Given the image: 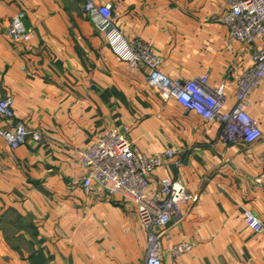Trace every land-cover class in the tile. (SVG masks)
Here are the masks:
<instances>
[{
  "label": "crops",
  "instance_id": "1",
  "mask_svg": "<svg viewBox=\"0 0 264 264\" xmlns=\"http://www.w3.org/2000/svg\"><path fill=\"white\" fill-rule=\"evenodd\" d=\"M112 6L128 39L153 46L171 78L206 77L235 105L237 78L252 68L254 46L234 40L222 23L224 0H94ZM20 14L35 37L7 38ZM260 42L256 43L258 46ZM255 46V47H256ZM234 71V73L231 72ZM149 70L120 61L73 0H0V100L12 97L17 123L40 132L13 151L0 139V264H145L148 234L121 195L83 187L78 151L109 131L127 135L148 156L166 151L160 181H180L192 195L163 240V264H264V135L227 143L222 124L207 122L149 87ZM247 112L264 134V82ZM186 241L189 254L170 248Z\"/></svg>",
  "mask_w": 264,
  "mask_h": 264
},
{
  "label": "built area",
  "instance_id": "2",
  "mask_svg": "<svg viewBox=\"0 0 264 264\" xmlns=\"http://www.w3.org/2000/svg\"><path fill=\"white\" fill-rule=\"evenodd\" d=\"M80 3L93 28L102 34L115 56L132 70L142 66L149 70L147 83L158 96L174 99L186 111L207 122L222 124L224 139L253 144L263 137L259 122L248 114L252 92L264 82V0H224L228 10L222 23L230 36L244 45L254 46L252 68L237 78L234 93L235 105L225 109L226 94L222 86L211 88L206 77L184 80L173 79L162 69L163 58L154 52L149 43L128 39L117 26L112 6L94 0H73ZM7 38L16 44H29L35 37L33 29H26L20 14L15 15L8 27ZM260 42L258 46L256 43ZM256 46V47H255ZM234 73L233 70H231ZM0 118L11 124L16 118L12 97L0 100ZM0 139L11 150L25 146L29 140L41 142L40 132L17 123L0 128ZM175 152L148 156L139 152L126 134L109 131L90 148L78 151V160L84 168L83 187L90 191L94 185L112 195H121L137 210L147 238L145 264H163V240L174 218L182 216V208L192 200L191 193L180 181L163 179L161 190L153 189L156 172L166 158ZM244 220L256 234H264V222L252 211L244 212ZM192 244L183 241L170 248L173 257L191 253Z\"/></svg>",
  "mask_w": 264,
  "mask_h": 264
}]
</instances>
